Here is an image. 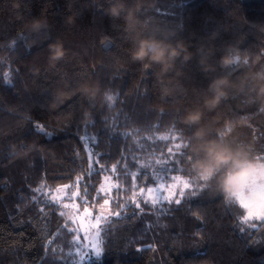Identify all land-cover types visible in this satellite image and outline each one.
I'll return each mask as SVG.
<instances>
[{
    "label": "trees",
    "instance_id": "1",
    "mask_svg": "<svg viewBox=\"0 0 264 264\" xmlns=\"http://www.w3.org/2000/svg\"><path fill=\"white\" fill-rule=\"evenodd\" d=\"M109 2L0 0V264H51L53 250L58 260L74 264L80 248L77 226L62 205L95 207L105 199L110 200L107 220L100 227L105 252L89 264H264L260 260L264 248L252 247L264 230V219L242 220L248 209L226 203L214 186H206L197 200L186 198L179 206L153 205L146 196L148 187L175 182L172 176L201 184L193 181L188 169L191 153L183 143L192 128L181 117L188 109L202 107L214 76L227 74L235 80L249 70H264V0H125L135 9L142 35L183 39L189 45L192 58L178 57L167 72L158 64L130 58L132 34L122 18L105 14ZM70 12L75 15L71 24L65 20ZM38 16L47 19V26L33 31L28 21ZM22 33L27 39L21 38ZM57 39L65 55L50 64L48 45ZM209 45L214 55L205 51ZM226 45L248 64L228 69L216 65ZM200 56L216 65L214 70L202 71ZM83 80L99 81L114 100L90 101L74 92L69 96L74 104L67 99L59 108L49 106L57 89L72 93ZM253 97L247 86L230 90L215 109H204L203 122L209 124L210 138L224 135L237 143H251L254 152L264 157V112ZM85 107L91 111L87 122L81 119ZM37 121L46 123L54 135L44 138L34 133L32 125ZM126 131L130 134L124 137ZM163 135H179L183 141L160 140ZM80 136L90 138L88 147L102 154L99 164L105 165L92 176L94 187L89 191L94 198L103 186L107 195L100 192L99 199L90 198L87 204L72 196L80 190L83 197V185L76 178L89 170V153ZM177 143L184 155H174L170 167L183 171L155 179L153 172L159 167L155 160L168 159L169 147L176 153ZM29 144L43 151L15 155L13 145ZM112 165H118L115 173ZM132 172L140 174L136 188ZM63 185H71L70 190ZM140 188L144 193L139 194ZM59 189L65 191L61 207L49 206L41 213L44 194L59 196ZM134 195L142 211L136 209ZM116 212L120 216L110 215Z\"/></svg>",
    "mask_w": 264,
    "mask_h": 264
},
{
    "label": "clouds",
    "instance_id": "2",
    "mask_svg": "<svg viewBox=\"0 0 264 264\" xmlns=\"http://www.w3.org/2000/svg\"><path fill=\"white\" fill-rule=\"evenodd\" d=\"M105 14L111 19L122 18L125 29L132 34V47L129 56L133 61H149L158 64L162 72H167L175 65L179 57L183 61L192 58L193 52L183 39H172L155 34L142 35L137 31L140 23L135 9L127 6L125 0H110L104 9ZM65 20L71 24L75 15L69 13ZM28 26L33 31H40L47 26V19L41 16L32 17ZM216 33H213L215 37ZM197 51H200L197 49ZM205 51L209 55L215 54V49L209 45ZM65 55L62 43L57 39L48 45V59L50 64H55ZM199 63L204 72L214 70L218 65L221 69H228L232 65H247L248 60L231 45H226L221 55L216 58V65L208 63L204 56H200ZM34 73L39 72L35 68ZM247 86L254 92L253 102L257 103L259 110L264 112V70L242 73L237 79L230 78L227 74L214 76L208 83L202 97V107L188 109L181 117L182 121L191 126L190 134L185 138L184 146L189 148L191 156L188 160V169L193 181L206 186H214L226 203H235L237 195L246 199L251 205L264 208V157L254 152L251 143H237L220 135L216 138L209 137V124L203 122L204 109H215L222 100L229 96L230 90H240ZM79 92L90 101L97 99L104 103H111L114 95L109 90H102L99 81L83 80L79 82L72 93L63 88L53 93L50 107L57 108L63 104L71 94ZM91 118L88 107L83 108L81 119L87 122ZM18 157L27 156L31 151H43L42 147L27 145L17 148L12 146ZM116 264H119L117 261Z\"/></svg>",
    "mask_w": 264,
    "mask_h": 264
},
{
    "label": "snow or ice",
    "instance_id": "3",
    "mask_svg": "<svg viewBox=\"0 0 264 264\" xmlns=\"http://www.w3.org/2000/svg\"><path fill=\"white\" fill-rule=\"evenodd\" d=\"M99 10L102 11V9H99ZM21 38L22 39H27V37H25L23 35V33L21 34ZM18 71L19 70L17 69V72ZM9 86H13L14 87V85H11V84H9ZM65 103H66V101L63 104L59 105L57 108H59L60 106L64 105ZM67 103L74 104L75 102L72 100L71 97H69L68 100H67ZM32 129H33L34 133H36L37 135L43 136L44 138H47L48 136L54 135V131H49L48 130V125L46 123H44V122H40V121L35 122L32 125ZM129 134L130 133L126 131L122 135L124 137H127V136H129ZM169 138H171L173 141L178 140V139L183 141V137L179 136V135H173L171 137H169L168 135H163V136L159 137L160 140H165V141L168 140ZM79 139H80V141L82 143L85 144V150L89 153V157H90V159H89V170H88V172L86 174H82V175H80V176H78L76 178V183L78 185L79 184L83 185V189H82L83 197L81 196V191L80 190H77L76 192H72V196L75 197L77 200H80L82 203L87 204L89 202L90 198L91 199H99V193L100 192H104V195H107V192L103 189V186H101V188L98 190L97 196L94 197V198L91 197V194H90V191H89V189L91 187H94V185H92L90 183L92 176L95 173H97V172L103 171L105 169V165L99 164V157L102 154L95 153L90 147H88V141H89L90 138L88 136H80ZM148 139H152V137L149 136ZM184 144H185V142L183 143V147H185ZM174 147L177 150L176 153L173 152V148L172 147H169L167 149L168 154H169L168 159H156L155 160V164L157 166H159L158 169H154V172H153V176L155 177V179L164 180V179L167 178V173H169V172L183 171V169H177L176 167H170V165H174L175 164V160L173 159L174 155H176V154H179L181 156L184 155V153L180 152L182 144L177 143V144L174 145ZM93 156L96 157V159H92L91 157H93ZM132 159L135 160L136 157L133 156ZM188 159H190V157ZM98 164H99V166L96 167V165H98ZM117 167H118V165H112L111 171L113 173H115L116 170H117ZM147 167H148L147 164H141V168H145L146 169ZM139 175L140 174L138 172H132L131 173L132 180H133V183H132V187L133 188L137 187L136 181H137ZM105 179H109V177H105ZM171 179L174 180V181H181L182 186L178 187L177 184L168 185L167 186V190H168V194L167 195H162L161 194V190L165 189V185L163 183H160L156 187H148L147 188V192L148 193H150V194L154 193L155 194L154 197L151 200V203L153 205H155L157 203H168L169 205H171L172 203H175L176 205L179 206V205L182 204V202L186 198L189 199V200H197L201 196L202 192L206 188V185L194 184L189 179H183L182 180V178L180 176H172ZM86 180L88 182H86ZM113 187H118V186L114 185ZM70 188H71V185H63V189H69L70 190ZM59 190L62 191V189H59ZM32 191L38 192L39 189H32ZM144 191H145L144 188H140L139 194L144 193ZM176 191H178V193H179L178 196L175 195ZM44 195L47 198L45 199L44 203L42 204V206L39 209V211L41 213H44L46 211V208L49 207V206L52 207V208L61 207V200L63 198H65V197L56 196V195L48 196L47 193H45ZM32 199L36 200L37 197L33 196ZM132 201L135 204L136 209H139V210L142 211L141 204L136 201V196L135 195L133 196ZM109 203H110L109 199H105L104 200V205H108ZM145 203H148L147 199H145ZM235 203H238L239 206L241 208H244V209H249L250 205H251L246 199H242L240 197V195H237ZM62 207L64 209H68V208L73 207V206L69 205L67 203H64L62 205ZM125 207H126L125 205H121V208H125ZM84 211H85V213H89L90 212L89 208H85ZM59 215L60 216H64L65 213L64 212H60ZM110 215L120 216V212L110 213ZM253 216H255L256 219H258V220L264 219V212H255L254 213L251 210H249L247 212V215L242 217V220L247 221L249 218H251ZM95 227L97 228V232H96L97 243L94 245L93 254L95 255V257L100 258L102 256V254L105 252V248L101 246L103 241H101V239H100V237H101V232H100L101 216H97L96 217V225H95ZM255 227H256V225L253 224L252 228L254 229ZM71 231H75V229H69V232H71ZM241 232H244L243 228L241 229ZM262 242H264V238H262ZM136 249L138 251H141V252L144 251L143 247H138ZM84 258L85 257L82 256L81 260H84ZM44 259L45 260L48 259L47 255H45ZM260 260L262 262H264V258H260ZM42 264H43V262H42ZM51 264H67V262L58 260L56 258L55 250H53Z\"/></svg>",
    "mask_w": 264,
    "mask_h": 264
},
{
    "label": "rangeland",
    "instance_id": "4",
    "mask_svg": "<svg viewBox=\"0 0 264 264\" xmlns=\"http://www.w3.org/2000/svg\"><path fill=\"white\" fill-rule=\"evenodd\" d=\"M171 184H177L182 186L181 181H179V185L177 181L171 183ZM170 185V184H169ZM167 186H165V189L161 190L162 195H167L168 190ZM177 192V191H176ZM175 192V193H176ZM154 193H148L146 191V196L152 200L154 197ZM59 196L64 197L65 191H60ZM67 204H71L68 202ZM73 207H70L68 209H65L68 216L76 223L77 226V242L79 243V257L78 260L74 264H89L96 260L97 257L93 254V248L94 245L97 243L96 240V232L97 228L96 225V217L101 216V223L105 222L107 220V211H108V205H104V201L100 204L93 206L85 205L81 208H77L75 204H71ZM89 208L90 212L85 213L84 209ZM251 210L252 212H264V208H261L259 206L250 205V208L248 211ZM255 217V216H254ZM262 238H264V230L260 232L254 239L252 247H254L257 250L264 248V242H262ZM85 257L84 260H81V257ZM98 261V260H96ZM100 261V260H99Z\"/></svg>",
    "mask_w": 264,
    "mask_h": 264
}]
</instances>
